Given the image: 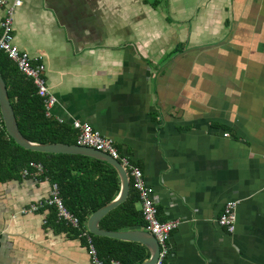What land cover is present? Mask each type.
<instances>
[{
    "label": "crops",
    "instance_id": "crops-1",
    "mask_svg": "<svg viewBox=\"0 0 264 264\" xmlns=\"http://www.w3.org/2000/svg\"><path fill=\"white\" fill-rule=\"evenodd\" d=\"M12 34L45 66L50 119L111 139L177 222L165 264H264V0H22ZM51 184L0 181V264H91L49 210L19 213Z\"/></svg>",
    "mask_w": 264,
    "mask_h": 264
},
{
    "label": "trees",
    "instance_id": "trees-1",
    "mask_svg": "<svg viewBox=\"0 0 264 264\" xmlns=\"http://www.w3.org/2000/svg\"><path fill=\"white\" fill-rule=\"evenodd\" d=\"M0 75L24 138L40 144L75 145L74 130L45 117L42 99L36 94L32 80L21 74L2 52ZM29 162L42 164L45 176L57 184L66 209L82 223L93 212L111 202L120 188L116 170L103 161L78 154L33 152L20 147L5 132L0 117V181L16 178ZM138 203V194L130 187L125 201L100 220V228L106 231L144 230ZM45 209L50 211L51 219L57 220L53 207ZM69 229L77 236V230ZM92 239L104 264H110L111 260L119 264H140L148 258V251L141 243L97 236H92Z\"/></svg>",
    "mask_w": 264,
    "mask_h": 264
},
{
    "label": "built area",
    "instance_id": "built-area-1",
    "mask_svg": "<svg viewBox=\"0 0 264 264\" xmlns=\"http://www.w3.org/2000/svg\"><path fill=\"white\" fill-rule=\"evenodd\" d=\"M21 4L22 0H0V52L16 66L21 74L32 80L36 94L42 99L44 115L46 118H50V109L55 103V98L50 94L46 85L44 78L45 66L38 58H31L27 52L19 50L13 43V17L16 9ZM2 13L3 16H1ZM71 126L76 131V145L107 154L112 159L117 160L126 171L130 187L139 197L144 231L153 235L158 244V255L153 264H165L169 253L168 239L172 230L177 226V222H163L158 219V198L153 189L145 184L141 169L132 164L128 157L121 155L111 139L102 136L89 125L74 121ZM225 136H228V134H225ZM21 175L32 179H37L40 176L47 178L44 167L37 162H29L21 171ZM236 205V202H227L217 219L218 225L230 233L233 232L235 227ZM49 207L55 209L57 220L62 221L67 227L77 230V237L83 239L86 243V252L90 263L104 264L97 254L92 234L87 230L85 222H80L75 215L66 209L56 183L50 185L49 194L45 199L22 208L19 213H36ZM110 264L119 263L111 260Z\"/></svg>",
    "mask_w": 264,
    "mask_h": 264
},
{
    "label": "water",
    "instance_id": "water-1",
    "mask_svg": "<svg viewBox=\"0 0 264 264\" xmlns=\"http://www.w3.org/2000/svg\"><path fill=\"white\" fill-rule=\"evenodd\" d=\"M3 16V13L1 14ZM0 115L7 135L20 147L41 153L50 154H78L103 161L112 166L119 177L120 189L117 196L108 204L102 206L93 212L86 222L87 230L90 234L97 237H108L122 241H133L143 244L149 251V258L141 264H153L158 255V244L150 233L144 230L128 231H106L100 228V220L112 209L121 204L129 193V180L126 171L122 168L117 160L112 159L107 154L96 151L92 148L81 147L78 145L68 144H40L27 140L20 133L15 115L10 104L6 85L0 75Z\"/></svg>",
    "mask_w": 264,
    "mask_h": 264
}]
</instances>
